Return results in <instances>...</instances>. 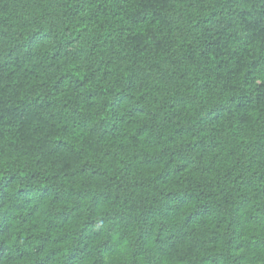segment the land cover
I'll list each match as a JSON object with an SVG mask.
<instances>
[{
    "label": "trees",
    "instance_id": "trees-1",
    "mask_svg": "<svg viewBox=\"0 0 264 264\" xmlns=\"http://www.w3.org/2000/svg\"><path fill=\"white\" fill-rule=\"evenodd\" d=\"M0 264H264V0H0Z\"/></svg>",
    "mask_w": 264,
    "mask_h": 264
}]
</instances>
